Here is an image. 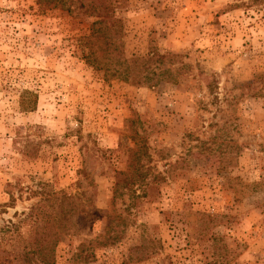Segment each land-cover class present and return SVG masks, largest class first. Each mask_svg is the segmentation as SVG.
I'll use <instances>...</instances> for the list:
<instances>
[{"label":"rangeland","instance_id":"obj_1","mask_svg":"<svg viewBox=\"0 0 264 264\" xmlns=\"http://www.w3.org/2000/svg\"><path fill=\"white\" fill-rule=\"evenodd\" d=\"M0 264H264V0H0Z\"/></svg>","mask_w":264,"mask_h":264},{"label":"trees","instance_id":"obj_2","mask_svg":"<svg viewBox=\"0 0 264 264\" xmlns=\"http://www.w3.org/2000/svg\"><path fill=\"white\" fill-rule=\"evenodd\" d=\"M153 59L152 57L151 58H146L145 59V62L149 61ZM137 60V59H136ZM139 60V59H138ZM123 66H127V61L126 60H123L122 62ZM166 72H170L169 70H167ZM120 76H122L124 79H127V78H132L131 81L135 82V83H143V82H148L147 78H148V74L146 76H137V75H131V74H127L125 75L124 73H119ZM150 78V77H149ZM36 103H37V96L34 95V101L33 103H25L23 101L22 105H23V108L25 110H31V109H34V107L36 106Z\"/></svg>","mask_w":264,"mask_h":264}]
</instances>
